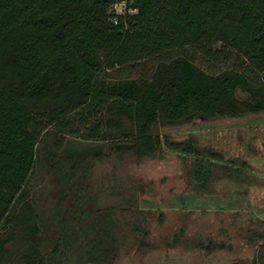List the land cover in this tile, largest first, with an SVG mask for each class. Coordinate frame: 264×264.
<instances>
[{
  "label": "trees",
  "instance_id": "16d2710c",
  "mask_svg": "<svg viewBox=\"0 0 264 264\" xmlns=\"http://www.w3.org/2000/svg\"><path fill=\"white\" fill-rule=\"evenodd\" d=\"M139 1L126 27L113 23L112 0H0V264H71L74 252L84 260L94 205L85 208L82 194L84 203L57 206L46 222L33 199L39 170L67 173L70 195L73 175L87 178L107 148L137 164L166 152L192 158L201 187L218 163L237 177L233 162L194 136L154 129L264 112V0ZM150 60L147 73L114 75ZM258 238L254 263L264 264Z\"/></svg>",
  "mask_w": 264,
  "mask_h": 264
},
{
  "label": "rangeland",
  "instance_id": "374dc122",
  "mask_svg": "<svg viewBox=\"0 0 264 264\" xmlns=\"http://www.w3.org/2000/svg\"><path fill=\"white\" fill-rule=\"evenodd\" d=\"M154 63L150 60L142 68H125L114 75L147 73ZM154 133L176 140L194 136L201 147L233 162L239 168L233 169L239 170L237 177L218 163L215 179L201 187L189 174L192 158L166 152L137 164L132 157L107 148L89 168L87 178L79 172L73 175L75 187L70 195H65L68 184L62 179L67 173L53 177L39 170L32 179L33 199L46 222H51L57 206L66 207L75 200L84 203L85 198L93 201L84 203L85 208L94 205L95 209L90 228L80 240L84 260L79 262L74 252L71 264H255L262 242L258 237L264 234V112L235 118L198 117L179 125L159 123ZM133 223L142 224L143 231L134 233L129 226ZM75 225L79 230V223ZM111 225H116L117 234L109 230ZM52 235L44 234V238ZM123 238L125 243L111 259ZM210 241L224 247L208 251Z\"/></svg>",
  "mask_w": 264,
  "mask_h": 264
},
{
  "label": "built area",
  "instance_id": "2783aa9c",
  "mask_svg": "<svg viewBox=\"0 0 264 264\" xmlns=\"http://www.w3.org/2000/svg\"><path fill=\"white\" fill-rule=\"evenodd\" d=\"M140 5L141 2L139 0H112L108 12L114 24L124 20L127 27L128 19L138 15Z\"/></svg>",
  "mask_w": 264,
  "mask_h": 264
},
{
  "label": "flooded vegetation",
  "instance_id": "af4514ba",
  "mask_svg": "<svg viewBox=\"0 0 264 264\" xmlns=\"http://www.w3.org/2000/svg\"><path fill=\"white\" fill-rule=\"evenodd\" d=\"M124 243H125V240H124V242H121V243L119 244V246H118V247H119V250H120V248H121V245H123ZM116 255H117V254H115L114 256H112L111 259L114 258ZM90 260H91V259H90Z\"/></svg>",
  "mask_w": 264,
  "mask_h": 264
}]
</instances>
